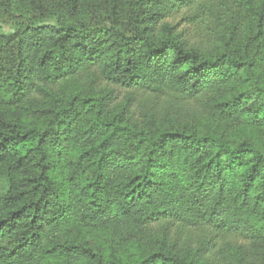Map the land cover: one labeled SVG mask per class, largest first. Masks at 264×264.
Masks as SVG:
<instances>
[{
  "label": "trees",
  "instance_id": "1",
  "mask_svg": "<svg viewBox=\"0 0 264 264\" xmlns=\"http://www.w3.org/2000/svg\"><path fill=\"white\" fill-rule=\"evenodd\" d=\"M0 16V264H264V0Z\"/></svg>",
  "mask_w": 264,
  "mask_h": 264
},
{
  "label": "rangeland",
  "instance_id": "2",
  "mask_svg": "<svg viewBox=\"0 0 264 264\" xmlns=\"http://www.w3.org/2000/svg\"><path fill=\"white\" fill-rule=\"evenodd\" d=\"M0 33H4V34L12 33V30L10 28V20H8L7 17L5 18L0 16Z\"/></svg>",
  "mask_w": 264,
  "mask_h": 264
}]
</instances>
